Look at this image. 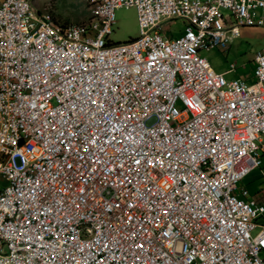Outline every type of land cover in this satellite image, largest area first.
I'll list each match as a JSON object with an SVG mask.
<instances>
[{
  "label": "built area",
  "instance_id": "obj_1",
  "mask_svg": "<svg viewBox=\"0 0 264 264\" xmlns=\"http://www.w3.org/2000/svg\"><path fill=\"white\" fill-rule=\"evenodd\" d=\"M123 6L137 8L141 34L108 44L113 0L90 30L0 0L1 91L18 127H2L0 232L43 238L47 251H22L34 264H264V201L239 185L263 164L264 47L250 84L202 54L264 27V0ZM179 18L174 36L164 21ZM82 220L99 237L78 231Z\"/></svg>",
  "mask_w": 264,
  "mask_h": 264
},
{
  "label": "rangeland",
  "instance_id": "obj_2",
  "mask_svg": "<svg viewBox=\"0 0 264 264\" xmlns=\"http://www.w3.org/2000/svg\"><path fill=\"white\" fill-rule=\"evenodd\" d=\"M33 3L39 11L52 13L55 21L61 25L85 24L93 16L88 0H33ZM119 7L115 10L113 32L110 34V39L116 43L135 39L141 34L137 8ZM184 26V20L180 18L164 21L165 29H170L174 36L181 34ZM263 47L264 27H246L242 29L241 36L232 41L228 53L213 48L202 54L208 58L215 71L225 72L228 80H242L250 84L255 80L256 54ZM177 106L181 108L180 104ZM239 185L247 186L251 194L264 190V155L261 168L251 172ZM260 220L264 223V219ZM259 230L260 228H255L252 233L256 234Z\"/></svg>",
  "mask_w": 264,
  "mask_h": 264
},
{
  "label": "bare ground",
  "instance_id": "obj_3",
  "mask_svg": "<svg viewBox=\"0 0 264 264\" xmlns=\"http://www.w3.org/2000/svg\"><path fill=\"white\" fill-rule=\"evenodd\" d=\"M92 7L93 16L91 20L81 25H61L55 21L52 13L48 11H39L31 0V9H36L41 17L47 20V25L64 29L75 30H90L95 24L103 23V0H88ZM121 6V0H113V7ZM111 33H102V40H106L108 44L116 42L110 39ZM12 55H20V44H12ZM2 62V37L0 36V139L2 135V127L6 129L10 135L18 134V127L14 123L17 120V112L13 111L16 108V100H8V91H1V80H8L9 66L1 64ZM0 207H2V199H0ZM78 231L87 232L89 238L99 237V227L93 220H82L78 224ZM2 243H10V248L18 250L9 251L0 250V264H34V256L22 251H47V244L43 243V238L32 237V231H24V237H15L12 241V236H7V232H0V245ZM54 249H62V241H54ZM43 264H57L52 262H43Z\"/></svg>",
  "mask_w": 264,
  "mask_h": 264
},
{
  "label": "crops",
  "instance_id": "obj_4",
  "mask_svg": "<svg viewBox=\"0 0 264 264\" xmlns=\"http://www.w3.org/2000/svg\"><path fill=\"white\" fill-rule=\"evenodd\" d=\"M264 155V154H263ZM244 180V179H243ZM242 180V181H243ZM244 187H246L247 188V186H245V185H243ZM248 189V188H247ZM248 191H249V189H248ZM264 190H261V192H257V193H253V194H251L250 193V191H249V195L250 196H255V197H257V199L259 200V201H264Z\"/></svg>",
  "mask_w": 264,
  "mask_h": 264
}]
</instances>
